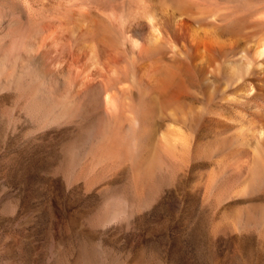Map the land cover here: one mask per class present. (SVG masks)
<instances>
[{
  "label": "bare ground",
  "instance_id": "obj_1",
  "mask_svg": "<svg viewBox=\"0 0 264 264\" xmlns=\"http://www.w3.org/2000/svg\"><path fill=\"white\" fill-rule=\"evenodd\" d=\"M0 94L66 180L128 166L121 211L198 162L211 227L264 238V0H0Z\"/></svg>",
  "mask_w": 264,
  "mask_h": 264
},
{
  "label": "rangeland",
  "instance_id": "obj_2",
  "mask_svg": "<svg viewBox=\"0 0 264 264\" xmlns=\"http://www.w3.org/2000/svg\"><path fill=\"white\" fill-rule=\"evenodd\" d=\"M29 128L0 117V264H264L263 237L211 227L217 207L195 184L201 163L123 212L111 192L127 182L128 166L66 180L59 147L66 132Z\"/></svg>",
  "mask_w": 264,
  "mask_h": 264
}]
</instances>
